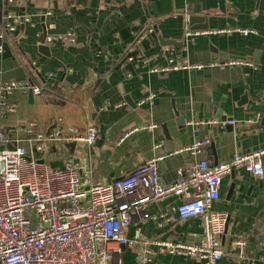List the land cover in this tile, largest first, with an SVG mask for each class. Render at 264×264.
I'll list each match as a JSON object with an SVG mask.
<instances>
[{
    "label": "crops",
    "instance_id": "obj_1",
    "mask_svg": "<svg viewBox=\"0 0 264 264\" xmlns=\"http://www.w3.org/2000/svg\"><path fill=\"white\" fill-rule=\"evenodd\" d=\"M9 13L16 28L6 33L0 82L27 80L42 93L10 96L17 110L0 120L7 137L0 152L25 145L54 168L75 163L97 183L158 158L161 181L169 184L179 168L188 172L202 159L218 164L264 148V0H0V28ZM192 17L201 18L192 25ZM190 29L203 33L188 36ZM68 32L74 43L47 41ZM171 59L205 66L152 72ZM227 59L249 60L254 67L212 65ZM150 92L154 100L142 103ZM224 117L236 121L233 129L191 123ZM29 123L45 135L59 127L66 133L69 127H96L98 136L92 145L57 140L37 150L29 141L33 135L19 130ZM144 124L156 127L142 129ZM202 139L209 143L201 153L187 150ZM181 201L174 195L150 203L151 214L164 216L134 221L131 233L140 229L153 248L155 240L198 244L202 220L181 219ZM212 211L229 217L219 264H253L264 256V177L243 169L227 173ZM237 237L245 239L244 248L235 244ZM141 250L123 247L109 264H142ZM154 262L205 264L198 255L169 253H157Z\"/></svg>",
    "mask_w": 264,
    "mask_h": 264
},
{
    "label": "built area",
    "instance_id": "obj_2",
    "mask_svg": "<svg viewBox=\"0 0 264 264\" xmlns=\"http://www.w3.org/2000/svg\"><path fill=\"white\" fill-rule=\"evenodd\" d=\"M4 1V0H3ZM13 0H7L12 2ZM13 14L6 16L0 28V54L4 53L5 37L16 26ZM29 21V16L24 17ZM152 31V30H151ZM248 35L249 29L240 30ZM198 30H187V35H199ZM76 41L75 34L48 37ZM146 65L150 59L138 55ZM131 60L134 57L130 58ZM221 69L234 66L254 67L245 59H227L214 62ZM205 65L171 59L166 67H154L152 72L200 69ZM41 94L42 88L32 86L27 80H2L0 82V120L17 110L10 100L16 91ZM155 93L150 92L142 101L152 102ZM198 124H220L222 127L235 125L236 121L212 119L196 121ZM156 127L144 124L142 129ZM30 135L29 141L37 150L46 148L49 141L67 140L94 144L98 136L96 127L80 130L76 127L57 128L50 135L36 132V123L20 127ZM6 133L0 130V143L6 142ZM209 139L196 141L187 148L193 154L203 151ZM264 148L237 153L228 161L212 164L208 159L196 162L188 172L177 170V179L169 184L162 183L158 158L150 159L128 175L110 183H97L84 178L81 167L68 163L57 169L31 153L25 145L0 152V264H109L123 247L142 245L140 262L157 264V253L198 255L205 264H219L224 256L221 236L228 223L226 212L212 211V205L220 199V186L224 175L236 170L258 178L264 177ZM178 195L182 201L176 211L181 219L200 218L203 232L198 244L155 240L156 248L142 239L140 229L131 233L134 221L142 223L160 219L148 211V205L168 196ZM235 244L244 248L246 241L237 237ZM264 264V256L252 262Z\"/></svg>",
    "mask_w": 264,
    "mask_h": 264
},
{
    "label": "water",
    "instance_id": "obj_3",
    "mask_svg": "<svg viewBox=\"0 0 264 264\" xmlns=\"http://www.w3.org/2000/svg\"><path fill=\"white\" fill-rule=\"evenodd\" d=\"M199 18H201V17H192V18H191V24L193 25L196 21L199 20ZM193 28H195V26L192 27V29H193ZM201 28L208 29L209 27H208V24H206V25H202ZM46 48H47V47L42 46V49L45 50ZM29 96H30V98H33V93H32V91L29 92ZM223 120H231V119H229V118H227V117H224ZM227 127L230 128V129H231V128L233 129V126L230 125V124L227 125ZM232 191H233V188H232V190L230 191V193H232Z\"/></svg>",
    "mask_w": 264,
    "mask_h": 264
},
{
    "label": "bare ground",
    "instance_id": "obj_4",
    "mask_svg": "<svg viewBox=\"0 0 264 264\" xmlns=\"http://www.w3.org/2000/svg\"><path fill=\"white\" fill-rule=\"evenodd\" d=\"M228 220H229V218H228ZM227 229V228H226ZM226 232V231H225ZM222 242V241H221Z\"/></svg>",
    "mask_w": 264,
    "mask_h": 264
}]
</instances>
